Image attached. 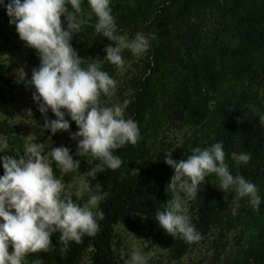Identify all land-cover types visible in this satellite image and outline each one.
Listing matches in <instances>:
<instances>
[{
    "label": "clouds",
    "instance_id": "clouds-1",
    "mask_svg": "<svg viewBox=\"0 0 264 264\" xmlns=\"http://www.w3.org/2000/svg\"><path fill=\"white\" fill-rule=\"evenodd\" d=\"M87 3L97 18L95 34L111 42L104 48L106 56L92 58L91 62L81 57L71 43L85 22L81 18L82 0H10L6 5L10 24L16 26L20 39L35 49L40 59L26 84L35 88L33 100L44 117L41 127L52 135L69 132L71 125L66 116H70L79 129L71 134L78 141L76 156L90 155L99 163L81 174V161L73 158L68 147H53L52 136L41 143L31 142L28 136L23 154L16 155L18 159L7 154L0 156L4 169L0 176V264H23L30 254L49 252L53 234H59L61 253L67 251L70 242L81 244L85 236L95 237L100 228L98 221L105 218L99 204L109 194L99 183L93 187L91 180L105 169H119L123 161L114 154L116 150L136 145L141 139L137 122L125 118L130 101L108 103L116 94L118 82L102 66L107 61L118 70L123 69V52L141 56L149 51L150 41L156 36L137 32L129 39L118 31L111 0ZM19 72L25 80L24 70ZM49 110L56 119H49ZM26 111L32 117V110ZM260 123L264 124V115ZM9 148L7 139L0 138V153ZM164 154V162L174 169L165 189L171 198L164 210L156 211L155 220L174 239L179 237L188 244L201 241L202 235L191 222L185 200H195L210 175L218 178L220 190L234 191V202L247 197L254 207L260 205L256 184L243 175L231 174L222 142L203 149L195 147L186 160L173 159L172 152ZM231 159L237 165H246L252 157L249 153L232 152ZM53 164L61 176L83 175L91 180L66 185L55 175ZM133 172L138 174V170ZM150 258V253L133 249L125 264H148ZM32 264L43 261L37 259Z\"/></svg>",
    "mask_w": 264,
    "mask_h": 264
},
{
    "label": "rangeland",
    "instance_id": "rangeland-1",
    "mask_svg": "<svg viewBox=\"0 0 264 264\" xmlns=\"http://www.w3.org/2000/svg\"><path fill=\"white\" fill-rule=\"evenodd\" d=\"M9 2L3 0L0 3V65L7 78V82L0 80V86L6 90L9 106V113L5 116L19 125L23 146L28 136H31V142L36 143L46 142L48 136H52V146L68 147L73 158L81 161L79 171L84 174L99 161L90 155L86 158L76 156L78 141L71 138V134L79 130L76 123L70 120V131L55 135L41 127L44 117L33 100L35 88L26 84V80L31 79L33 68L40 65L37 64L38 54L26 46L16 26L10 24L6 7ZM110 6L120 34L127 35L129 39L134 38L137 32L156 36L150 41L149 51L141 56H133L125 50L122 54L126 62L123 69L118 70L111 64L118 87L108 101L109 104L122 103L125 99L130 101L125 118L137 122L141 139L136 145L130 144L129 148L136 154L142 151L150 169L157 171L167 165L164 162L166 152H172V158L177 161L186 160L195 147H203L210 135L206 120L195 123L190 113H181L177 100L163 99L171 84L170 89L175 85L180 90L178 86L191 77L186 67L188 50L195 52L186 39L189 30L194 32L191 27L197 29L194 39L201 40L205 46L191 98L201 97L206 107L213 109L225 96L234 97L241 94L242 89L249 90L245 107L250 123L259 131L250 140L247 152L252 156L256 147L264 149V124L260 123V117L264 115V74H231L229 65L225 63L229 56L222 55H229L237 44L236 24L241 15H245L244 11L264 9V0H111ZM82 8L81 18L85 22L81 31L73 36L75 39L90 35V25L97 22L87 0H82ZM20 69L26 73L25 80L20 78ZM144 90L151 96L153 110L140 117L135 112V104L139 93H144ZM27 109L32 110V117L27 116ZM47 115L49 119H56L51 110ZM243 149L239 145L234 152L239 153ZM226 162L231 174L242 175L231 157ZM53 168L57 178L63 179L66 185H75L81 179L91 180L83 175L61 176L55 164ZM262 172L263 169L254 166L247 175H243L258 188L261 198L258 207H254L247 197L238 202L220 201V195L226 198L232 190H220L219 180L214 174L206 178L195 200H185L190 219L202 222L203 228L201 241L191 244L181 257L175 259L166 246L152 243L150 229L156 211L144 206L138 213L136 225L119 223L114 226V252L107 264H125L133 249L150 253L148 264H264V254L262 257L249 256L250 249L264 238ZM91 183L93 185L92 180ZM79 264H88L87 252Z\"/></svg>",
    "mask_w": 264,
    "mask_h": 264
},
{
    "label": "trees",
    "instance_id": "trees-1",
    "mask_svg": "<svg viewBox=\"0 0 264 264\" xmlns=\"http://www.w3.org/2000/svg\"><path fill=\"white\" fill-rule=\"evenodd\" d=\"M244 12L245 15H241L236 24L237 44L229 55L226 53H222V55L229 56L225 63L229 65L231 74H264V9H258L257 12L249 10ZM95 23L89 27L91 29L90 35H86L82 39L72 38L71 40L79 55L88 62H91L92 58H103L106 54L104 48L111 43L107 38L95 34ZM190 26L193 25L190 24ZM191 30H194V32L189 30L186 33L187 42L190 43L189 46L194 47L195 51L188 50L189 63H186V67L191 73V77L178 86L180 90H177L175 85L170 89L171 84L163 99L177 100L182 108L181 113L184 114L185 111L190 113L195 123L206 120L209 124L210 135L202 149L216 142H222L226 159L231 157V153L239 145L244 147L239 153H248L247 151L250 149L248 148L249 142L259 131L258 127L252 126L250 123L249 114L245 107L250 93L249 90L242 89V93L234 97L225 96L213 109L206 107L203 98H191L194 82L199 72V62L202 61L205 47L201 40L194 39V33H197V29L191 27ZM37 64H40L39 56ZM1 68L0 65V80L7 82ZM102 70L107 71L113 77L112 65L107 61H104ZM143 92L142 94L139 93L138 102L135 104V112L140 117L153 110L151 96L145 93V90ZM8 113L6 90L3 86H0V138L7 139L10 146L9 151L0 153V156L7 154L18 159L19 157L16 155H22L24 152L23 140L19 125L12 123L5 116ZM66 119L71 120L70 116H66ZM129 145L116 150L114 153L123 161L119 169L115 171L105 169L103 173L97 174L96 180H92L93 187L99 183L102 185L103 191L109 194L99 204V209L105 213V218L98 221L100 228L97 235L95 237L85 236L81 244L70 242L67 251L61 253L62 245L59 243V234H53L51 237L52 250L47 253L30 254L24 258L23 264H32L37 259L42 260L43 264H79L86 252L88 254V264H107L114 252L115 225L119 223L136 225L138 213L144 206H148L154 211L164 210L165 203L171 198V193H167L165 189L173 176V168L166 165L157 171L150 169L146 163L147 159L144 153L142 151L137 154L134 153ZM260 149L256 147L255 153L251 156L252 159L248 164L238 165V170L242 175H247L254 166L263 169L262 173L264 175V149L263 147ZM133 170H138V174L134 173ZM3 174V162L0 160V176ZM227 196L225 198L220 195V201L227 199L229 202H234V191L227 193ZM191 222L195 225L197 231L201 233L203 223L193 219H191ZM150 234L152 243L166 246L175 259L181 257L191 245L179 237L174 239L168 235L156 220H152ZM262 248H264L263 237L256 243V246L250 249L249 256L262 257L264 254Z\"/></svg>",
    "mask_w": 264,
    "mask_h": 264
}]
</instances>
